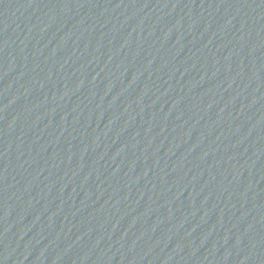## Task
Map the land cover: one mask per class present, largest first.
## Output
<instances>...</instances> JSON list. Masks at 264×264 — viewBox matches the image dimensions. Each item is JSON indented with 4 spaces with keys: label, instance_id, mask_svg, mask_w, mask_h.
Instances as JSON below:
<instances>
[{
    "label": "water",
    "instance_id": "1",
    "mask_svg": "<svg viewBox=\"0 0 264 264\" xmlns=\"http://www.w3.org/2000/svg\"><path fill=\"white\" fill-rule=\"evenodd\" d=\"M264 148V0H0V264H151Z\"/></svg>",
    "mask_w": 264,
    "mask_h": 264
}]
</instances>
